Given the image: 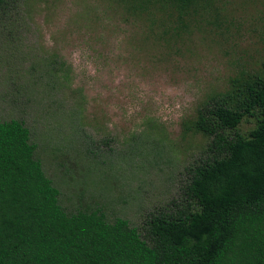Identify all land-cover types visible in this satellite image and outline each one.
I'll return each instance as SVG.
<instances>
[{"label": "rangeland", "instance_id": "rangeland-1", "mask_svg": "<svg viewBox=\"0 0 264 264\" xmlns=\"http://www.w3.org/2000/svg\"><path fill=\"white\" fill-rule=\"evenodd\" d=\"M175 2L0 0V121L28 129L65 213L141 234L207 156L196 115L264 77V0Z\"/></svg>", "mask_w": 264, "mask_h": 264}, {"label": "trees", "instance_id": "trees-1", "mask_svg": "<svg viewBox=\"0 0 264 264\" xmlns=\"http://www.w3.org/2000/svg\"><path fill=\"white\" fill-rule=\"evenodd\" d=\"M244 95L196 115L207 156L184 201L141 234L98 210L65 213L28 129L0 121V264H264V77ZM246 119L254 128L240 135Z\"/></svg>", "mask_w": 264, "mask_h": 264}]
</instances>
